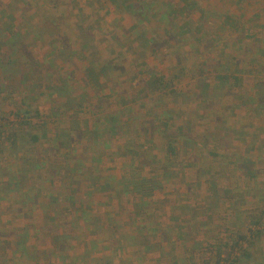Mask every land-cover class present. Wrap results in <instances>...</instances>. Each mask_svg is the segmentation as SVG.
Here are the masks:
<instances>
[{
    "label": "rangeland",
    "instance_id": "obj_1",
    "mask_svg": "<svg viewBox=\"0 0 264 264\" xmlns=\"http://www.w3.org/2000/svg\"><path fill=\"white\" fill-rule=\"evenodd\" d=\"M144 1L191 43L110 0H0V264H219L264 226V0ZM20 126L38 142L10 145ZM247 251L264 264V234Z\"/></svg>",
    "mask_w": 264,
    "mask_h": 264
},
{
    "label": "trees",
    "instance_id": "obj_2",
    "mask_svg": "<svg viewBox=\"0 0 264 264\" xmlns=\"http://www.w3.org/2000/svg\"><path fill=\"white\" fill-rule=\"evenodd\" d=\"M110 1L114 4L118 3V7L122 6L129 13V15H131V18H132L135 26L140 28L139 29L140 33L145 31V27L143 25V23L145 21H150V19L152 17H154V18L158 17V19L163 21L162 22L163 24L166 23V25H164V27H165V32L168 33V35H167L168 39H174L176 41V43H178L180 41H184V42L189 41L191 43L190 37L189 36L187 37L185 35L186 32L183 31V27L178 29V27H175L174 24L170 23L171 22V17H170L171 11L170 10L168 11V8L172 9V7H173L172 2L169 3L167 10L165 9L164 11L160 10V11L156 12V10L152 9L144 0H132L131 4H129V0H110ZM46 20L50 21L48 18H44V21H46ZM50 24L55 25V22H51ZM168 25L170 26V28ZM184 27L187 28V25H185ZM16 29H17L16 26H13V25L11 27H9V31L11 33H13L12 35L17 33ZM168 29H169V31H168ZM153 42H154V38L151 35L150 38L147 39L146 45H148V44L151 45ZM1 45L3 47L4 43L0 37V46ZM8 45H10V43L9 44L7 43V46ZM13 49H14V47H13ZM102 66L105 67L106 69H109L108 67H110V66H105L103 64H102ZM92 72L93 71L91 69H87V76L89 74V78H90V76L91 77L93 76ZM150 79H151V82L154 84V90L155 91L161 92V94H168V95L173 94L174 95V92H173L174 89L171 87L172 82H173L172 80L174 78L170 79L169 77L164 76V75L151 74ZM167 79H169V80H167ZM218 79H220V80L215 82L216 85L221 84L222 81H225L230 87L231 86L232 87H239L240 86V84L237 83V81L240 80V78H238V76L235 73H233V71H230L228 68L224 69V72L222 74H220ZM202 80H203V82H201V86H202L201 88L203 90L202 95L208 94L211 90V87L208 84L205 77H202ZM215 84H214V86H215ZM13 116L16 118V120L19 122V124L21 126L22 125L25 126V125L29 124L30 116H29L28 110L24 109V110L16 111L13 114ZM21 126L18 128L17 132L15 131L12 133V135H11L12 141H11L10 145L15 147V145H17V140H20L22 142V144L25 143V144L33 145V144L37 143L39 140V137L35 134H30L29 132H25V130H24L25 128H23ZM1 131L2 130L0 127V132ZM0 136H1V133H0ZM167 151L169 153L174 154V150H173L170 143L167 145ZM18 177H22V176H20V175L18 176V173L15 171V174H14V177L12 178V180L14 179L13 184L16 186V188H19V186H20V184L18 183V181L16 179ZM4 184H5L4 185L5 188L10 187L7 181ZM139 184L140 185L141 184H152V181L142 178L140 180ZM153 188L154 187H150V192L147 194H144L137 187L135 188V191L139 194L141 193V196H144V195L147 196V195H150L151 190ZM19 198H21L23 200L25 199V198H22L20 196H19ZM30 200H31V202L34 200V204L36 203L35 197L33 199L30 198ZM69 200L73 201V198L69 197ZM47 201H48L47 207H48V211H49L48 215L53 214L52 209L58 210L60 213L62 212V214L56 213L54 215L56 217H63L64 215L67 214V210L64 207L60 206V198H58L56 196H51L49 198V200L47 199ZM143 204H144V202L140 203V205H143ZM67 209L70 211V208H67ZM263 214L264 213H262V215ZM78 217H79V219L84 220V217H85L84 213L81 212V214H79ZM64 218H65V216H64ZM261 222L262 221H260L259 217L252 219L250 221V224L247 227V233L246 234H239L234 238V240L232 242L227 243L228 244L227 248H230V251L227 252V255H225V256L217 255L216 256V258H217L216 262L219 264H237L240 259H247L248 261L251 260L252 255L250 253H248L247 249L252 247L254 245L255 241L259 240L262 237V235L264 234V226L261 225ZM66 226L67 225H65V227ZM58 238L60 240H62V239L65 240L64 236H62V237L59 236L56 239H58ZM236 251H237L238 255H234V253Z\"/></svg>",
    "mask_w": 264,
    "mask_h": 264
},
{
    "label": "crops",
    "instance_id": "obj_3",
    "mask_svg": "<svg viewBox=\"0 0 264 264\" xmlns=\"http://www.w3.org/2000/svg\"><path fill=\"white\" fill-rule=\"evenodd\" d=\"M38 261H41V258H39Z\"/></svg>",
    "mask_w": 264,
    "mask_h": 264
}]
</instances>
